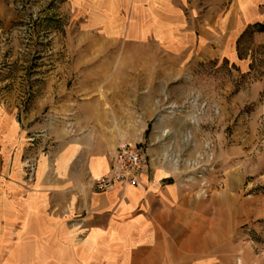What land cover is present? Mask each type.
<instances>
[{"label": "rangeland", "instance_id": "rangeland-1", "mask_svg": "<svg viewBox=\"0 0 264 264\" xmlns=\"http://www.w3.org/2000/svg\"><path fill=\"white\" fill-rule=\"evenodd\" d=\"M78 8L77 0H0V109L29 136L26 191L38 160L58 150L86 103H165L160 115L177 113L180 131L196 137L179 157L186 184L212 199L233 197L242 217L233 230L236 260L264 264V27L239 37L236 61L198 62L155 42L107 39ZM112 69L116 74H107ZM1 191L0 264H49L48 236L41 251L33 240L19 249L22 217L36 211L33 197ZM217 206L225 205L212 204L213 212ZM40 210L49 211L46 202ZM57 221L59 228L70 224ZM30 222L41 229L48 220Z\"/></svg>", "mask_w": 264, "mask_h": 264}, {"label": "crops", "instance_id": "crops-1", "mask_svg": "<svg viewBox=\"0 0 264 264\" xmlns=\"http://www.w3.org/2000/svg\"><path fill=\"white\" fill-rule=\"evenodd\" d=\"M77 1L107 39L155 42L177 55L189 51L198 62L236 61L239 37L249 27H264V0ZM116 104L83 105L87 110L74 129H66L58 150L38 160L31 193L22 162L27 130L0 109V191L15 193L18 200L32 196L36 210L22 217L19 249L33 240L41 251V239L48 236L49 264H238L233 230L242 217L233 197L212 199V193L201 195L184 180L179 157L196 137L180 131L183 119L177 113L160 115L165 103ZM125 143L144 149L140 185L94 191V180L110 172L118 146ZM219 200L225 206L213 212ZM42 202L48 212L40 210ZM58 219L69 226L59 228ZM31 220L48 223L38 229Z\"/></svg>", "mask_w": 264, "mask_h": 264}, {"label": "built area", "instance_id": "built-area-1", "mask_svg": "<svg viewBox=\"0 0 264 264\" xmlns=\"http://www.w3.org/2000/svg\"><path fill=\"white\" fill-rule=\"evenodd\" d=\"M112 167L108 174L93 182V189L98 193H107L117 185L138 187L141 176L146 170L144 149L138 144L125 143L117 148L112 158Z\"/></svg>", "mask_w": 264, "mask_h": 264}]
</instances>
